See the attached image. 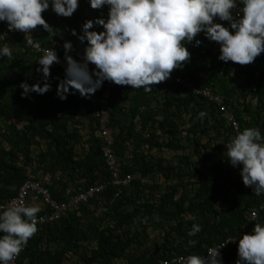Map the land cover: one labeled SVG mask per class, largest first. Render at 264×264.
Returning <instances> with one entry per match:
<instances>
[{"label":"trees","instance_id":"1","mask_svg":"<svg viewBox=\"0 0 264 264\" xmlns=\"http://www.w3.org/2000/svg\"><path fill=\"white\" fill-rule=\"evenodd\" d=\"M42 15L55 29L48 33L38 25L36 39L54 47L64 61L63 44L70 40L69 54L79 60L87 42L71 30L79 33L87 19L107 18L108 6L94 9L89 0H79L69 17L56 14L51 6ZM216 22L230 25L219 18ZM3 33L0 46L8 44L12 56L0 58V202L14 196L27 179L44 185L58 201L107 182L93 198L38 227L17 264H149L173 253L201 254L229 236L252 233L255 223L264 224V208L256 218L250 217V210L264 202V193L257 195L246 186L242 166L227 160L226 144L234 130L207 97L169 79L152 85L150 92L115 83L109 99L112 147L121 174L133 175L129 184L117 186L102 157L103 140L95 118L107 81L90 99L78 92L60 99L56 90L65 71L53 64L52 88L22 96L21 81L41 80L36 60L42 53L27 47L21 34L0 21ZM196 38L203 42L187 43L191 58L176 68L178 75L195 89L208 87L220 94L240 131L256 127L264 135V52L248 64L225 62L218 58L219 43L203 32ZM201 111L206 113L203 118ZM83 118L85 132L79 127ZM155 176L163 179L164 187L153 181ZM43 207L37 214L49 211ZM154 213L163 223L160 252L157 246L156 251L148 246L146 221ZM194 223L202 226L201 231L189 236ZM191 240L196 243L190 244ZM237 246L238 240L226 245L224 264H235Z\"/></svg>","mask_w":264,"mask_h":264},{"label":"clouds","instance_id":"2","mask_svg":"<svg viewBox=\"0 0 264 264\" xmlns=\"http://www.w3.org/2000/svg\"><path fill=\"white\" fill-rule=\"evenodd\" d=\"M89 4L94 9L108 6V16L87 19L79 33L71 30L81 42H87L81 59L69 54L72 41L64 42L65 75L56 90L60 99L76 92L90 99L105 81L150 92L152 85L167 80L174 69L190 60L187 43L195 40L200 45L203 41L196 37L201 32L219 43L218 58L225 62L248 64L264 52V0H89ZM50 6L56 14L69 17L79 0H0V21L7 22L10 31L30 33L40 25L50 33L55 28L42 15ZM216 18L230 25L216 22ZM95 26H102V30L97 31ZM4 56H12L6 43L0 46V58ZM36 61L41 80L33 84L21 81L22 96L44 94L52 88L51 66L60 61L56 49H43ZM90 64L95 66L91 70ZM205 115L204 111L199 113L201 118ZM226 146L230 164L242 166L243 183L257 195L264 193V135L260 129L246 127ZM39 211L38 205H0V264H11L38 231ZM201 228L194 223L188 235L195 236ZM237 240L235 264H264L261 223H255L252 233L209 247L206 256L189 254L183 264H224L220 249ZM189 243L194 245L196 241Z\"/></svg>","mask_w":264,"mask_h":264},{"label":"built area","instance_id":"3","mask_svg":"<svg viewBox=\"0 0 264 264\" xmlns=\"http://www.w3.org/2000/svg\"><path fill=\"white\" fill-rule=\"evenodd\" d=\"M104 8L105 6L101 8V10H103ZM14 32L19 33L23 36L27 47L36 52L42 53V55L43 49L51 48V46H43L41 42L36 39L34 30H32L30 33H24L19 30ZM4 38L5 35L1 36V40H3ZM54 65L60 67L65 71L66 61L60 58V61L58 63H54ZM94 67L95 66L92 65L90 67V70ZM168 79L171 81L179 82L187 88H191L196 93L202 94L211 102H213L218 107L221 116L233 127L234 133L232 135V138H234L237 132L240 131L239 122L237 121L233 113L226 107L224 99L220 94L212 92L208 87L201 90L195 89L188 82H185L180 75H178L177 69H174L172 71V74ZM114 85L115 83L110 81H107L105 83V86L98 98V104L95 110V118L97 120V126L100 131V136L103 140L101 144L102 157L110 172L111 181L117 186H123L131 182L133 175L129 173L121 174L120 164L112 147L114 143V137L112 135V129L109 125V99L111 89ZM106 185L107 182H103L98 185H92L86 189L81 190L79 193L73 195L66 201H58L50 195L48 189L44 185L36 180L27 179L19 186L18 191L14 196H12L5 202H0V205H3L5 208L11 204H32L38 206L40 204L39 207L41 208L44 206L43 209L45 207H48L49 211H45L42 214H37V224L38 227H40L41 225L50 221L58 220L64 213L72 209L76 204L93 198L97 193L103 191ZM263 208L264 202H262L258 207H253L250 210V217L253 219L256 218L258 216L259 210ZM229 238L235 239V237L229 236L226 239L209 247L225 244ZM231 242L233 241H229L228 243ZM226 245L222 249H220L222 255ZM26 246L27 244L23 247L22 251L26 248ZM209 247H207L206 250L200 255L204 254L206 256L208 254L207 249ZM22 251L20 252V254L22 253ZM19 255L11 262V264H17ZM186 256L188 255L173 253L167 258H162L149 264H183V258Z\"/></svg>","mask_w":264,"mask_h":264},{"label":"rangeland","instance_id":"4","mask_svg":"<svg viewBox=\"0 0 264 264\" xmlns=\"http://www.w3.org/2000/svg\"><path fill=\"white\" fill-rule=\"evenodd\" d=\"M85 124H87V119L83 118L82 123L79 124V127L82 129V132H85ZM169 152L170 151H165L164 154L167 153L166 156L170 157L172 154H169ZM153 181L160 184V186H162V187L165 186L163 179L159 176H155ZM159 218H160L159 215L157 213H154L152 216L148 217V220L146 221V224H148L147 231H148V235L150 237V241L148 244V246L151 247L150 251H156V250L160 251L161 244L164 242L163 241V231L161 228L163 221H161L162 224H159L158 223ZM136 223H138V222H135V224ZM166 224H167V222L165 221V225ZM133 226H134V224H133ZM156 246H157V249H156ZM72 260H73V258H72ZM70 263H71V261H65L63 264H70Z\"/></svg>","mask_w":264,"mask_h":264},{"label":"crops","instance_id":"5","mask_svg":"<svg viewBox=\"0 0 264 264\" xmlns=\"http://www.w3.org/2000/svg\"><path fill=\"white\" fill-rule=\"evenodd\" d=\"M3 35H5V34L3 33V34L0 35V39H1V36H3ZM7 36H8V33H7ZM5 37H6V35H5ZM84 112H85V111H81L82 114H84ZM85 131H86V130H85ZM6 147H7V146H6ZM7 149H8V148H7ZM31 205H32V204H31ZM39 206H40V204H39ZM159 252H160V251H159Z\"/></svg>","mask_w":264,"mask_h":264}]
</instances>
